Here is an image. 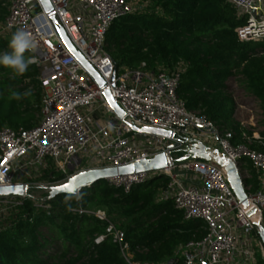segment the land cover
<instances>
[{
  "label": "built area",
  "instance_id": "2783aa9c",
  "mask_svg": "<svg viewBox=\"0 0 264 264\" xmlns=\"http://www.w3.org/2000/svg\"><path fill=\"white\" fill-rule=\"evenodd\" d=\"M56 25L39 0H6L7 16L0 35L18 29L36 40L33 65L38 70L43 97L38 122L29 129L0 127V185L29 187L49 165L64 177L47 182V188L65 182L80 171L119 167L165 153L168 165L159 170L116 175L105 180L128 192L153 175L167 178L161 199L170 198L184 219H200L206 234L179 245L172 256L153 263L133 260L124 231L107 219L103 210L78 207L106 222V237L117 244L126 264H257L264 260V246L256 223L264 228V137L256 128L254 115L240 121V139L234 132L190 110L177 95L180 68L171 72L118 67L105 49V35L120 17L142 11L133 0H48ZM243 20L236 29L241 42L264 40V0H226ZM63 29L74 49L105 83L100 88L70 53L57 32ZM108 90L123 115L118 116L106 101ZM262 112V111H261ZM263 118V115H262ZM157 128L170 136L140 131ZM197 140L216 148L235 163L243 187L253 206L247 214L240 206L221 166L214 161L183 158L185 146ZM182 152L180 158L173 151ZM248 164L258 174L259 187L252 191ZM158 171V173H157ZM248 191V192H247ZM27 194V193H26ZM16 196L0 195V212L17 204Z\"/></svg>",
  "mask_w": 264,
  "mask_h": 264
},
{
  "label": "trees",
  "instance_id": "16d2710c",
  "mask_svg": "<svg viewBox=\"0 0 264 264\" xmlns=\"http://www.w3.org/2000/svg\"><path fill=\"white\" fill-rule=\"evenodd\" d=\"M144 1L142 11L120 17L106 32L105 49L118 67L132 70L145 64L148 71L166 73L179 67L178 97L188 109L231 129L235 140L240 139V128L233 121L234 104L227 91L228 81L240 77L244 91L260 103L264 120V41H239L236 29L243 20L226 0ZM6 16V0H0V24ZM10 39L0 36V55L11 52ZM13 93L21 98H13ZM42 97L33 64L23 75L0 65V127H33ZM252 147L264 150L257 140ZM248 168L250 178L244 182L254 191L258 174L250 164ZM63 177L49 165L33 182ZM166 182L165 176L153 175L125 192L102 179L81 189L86 195L70 201L72 211L67 210L66 194L16 196L17 204L0 212V264H126L110 237L94 242L106 222L79 213L75 209L80 206L106 211L108 220L124 231L133 260L164 261L179 245L206 234L205 223L184 219L170 198L157 200ZM257 264H264L259 254Z\"/></svg>",
  "mask_w": 264,
  "mask_h": 264
},
{
  "label": "water",
  "instance_id": "95a60500",
  "mask_svg": "<svg viewBox=\"0 0 264 264\" xmlns=\"http://www.w3.org/2000/svg\"><path fill=\"white\" fill-rule=\"evenodd\" d=\"M41 3L43 10L46 14L49 15L51 21L54 25H56L55 17L53 16V10L48 0H39ZM57 32L63 40L65 46L68 48L70 53L76 58V60L82 65V67L86 70V72L92 76V78L96 81L100 88L105 87V83L97 74V72L85 61V59L74 49L68 38L66 37L63 29L57 28ZM103 95L111 106V108L117 113L118 116H122L123 113L118 105L115 104L113 99L111 98L108 90L103 91ZM140 131L148 132V133H157L164 136L169 137L170 132L157 129V128H141ZM186 142H190L185 146V154L183 158H199L204 160H211L219 164L222 170L226 174V179L234 192L236 199L240 203L241 208L247 213L252 214L254 209L253 206L247 196V193L243 187L242 179L238 174L236 165L232 162L228 157H226L223 153H221L216 148H209L203 145L200 141L197 140H186ZM168 165V159L165 153H159L153 156L150 159L139 160L134 163H130L127 165L119 166V167H105V168H96V169H88L84 171H80L71 175L65 182L53 185L49 187V198H53L57 195L67 194L65 190H61V186L65 184H71L74 186H79L80 190L84 187L90 186L92 183L106 179L108 177H113L116 175H125L132 174L136 172L143 171H151V170H159ZM160 175H163L160 173ZM20 189L19 192L16 189ZM28 187L23 184L17 185H0V195L1 196H19L24 197L27 193ZM258 229V235L261 239V242L264 246V228L259 223H256Z\"/></svg>",
  "mask_w": 264,
  "mask_h": 264
},
{
  "label": "rangeland",
  "instance_id": "374dc122",
  "mask_svg": "<svg viewBox=\"0 0 264 264\" xmlns=\"http://www.w3.org/2000/svg\"><path fill=\"white\" fill-rule=\"evenodd\" d=\"M133 3L137 5H142L146 3L144 0H133ZM3 38L11 37L12 35H0ZM264 41V40H263ZM262 42V41H260ZM121 69L124 67L123 65L119 66ZM227 95L231 98L234 104V114L233 121L238 123L240 121H245L248 119L250 113L254 115V120L256 121V128L261 132V136H264V120L262 118V112L260 108V103L246 91H244L243 85L241 83L240 77H232L228 81V91ZM173 156L176 158H180L182 156V152L179 150L173 151ZM158 173V171H157ZM27 192H29L34 198H43L44 194L48 192L47 182L45 180L34 181L31 185H29ZM160 194L157 196V200H160ZM90 210H97L99 208H89ZM103 210V209H100ZM105 215L107 217L106 211ZM107 219H109L107 217Z\"/></svg>",
  "mask_w": 264,
  "mask_h": 264
},
{
  "label": "clouds",
  "instance_id": "9594fccd",
  "mask_svg": "<svg viewBox=\"0 0 264 264\" xmlns=\"http://www.w3.org/2000/svg\"><path fill=\"white\" fill-rule=\"evenodd\" d=\"M9 48L11 52H5L0 55V65H3L6 68L12 70L16 75H23L29 65L35 62L32 56H25L26 52H34L37 48V43L35 38L22 29L15 31L10 39ZM13 98L20 99V94L13 93ZM67 193L65 195V202L67 204V210L72 211V205L70 201L75 199L77 202L83 199V196L86 193H83L80 190V187L77 185L73 190H65Z\"/></svg>",
  "mask_w": 264,
  "mask_h": 264
},
{
  "label": "snow or ice",
  "instance_id": "6c2138e0",
  "mask_svg": "<svg viewBox=\"0 0 264 264\" xmlns=\"http://www.w3.org/2000/svg\"><path fill=\"white\" fill-rule=\"evenodd\" d=\"M74 187H75L74 185L65 184V185L61 186V190H69L70 191V190H73ZM16 191L19 192L20 189L17 188Z\"/></svg>",
  "mask_w": 264,
  "mask_h": 264
}]
</instances>
